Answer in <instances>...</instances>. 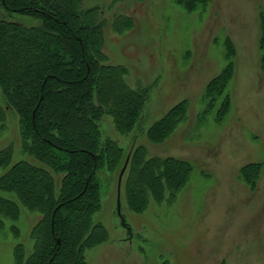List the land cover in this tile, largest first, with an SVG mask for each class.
<instances>
[{
	"label": "rangeland",
	"instance_id": "1",
	"mask_svg": "<svg viewBox=\"0 0 264 264\" xmlns=\"http://www.w3.org/2000/svg\"><path fill=\"white\" fill-rule=\"evenodd\" d=\"M94 6L104 10L106 21L116 14L132 18L133 27L122 34L106 28L103 51L109 64L127 69V84L147 89L148 96L128 134H119L110 116L99 122L101 140L115 141L123 161L97 174L100 209L92 221L104 227L106 240L85 251L86 264H264V71L258 44L264 0H207L190 13L175 0H82L84 9ZM12 18L25 27L39 24L28 16ZM230 63L232 76L208 108L206 87ZM226 95L228 110L217 116ZM181 102L187 104L185 119L163 142H148L149 127ZM0 106L6 112L0 151L11 145L13 163L29 161L21 151L18 116L7 109L1 90ZM138 145L149 157L187 161L192 171L172 199L166 191L162 201L149 198L145 210L134 213L126 204L125 177L120 185L118 179L124 158ZM247 165L260 166L253 188L241 176ZM0 197L15 200L11 193ZM38 220V213L23 207L16 220L0 215V264H15L18 245L30 254Z\"/></svg>",
	"mask_w": 264,
	"mask_h": 264
},
{
	"label": "trees",
	"instance_id": "2",
	"mask_svg": "<svg viewBox=\"0 0 264 264\" xmlns=\"http://www.w3.org/2000/svg\"><path fill=\"white\" fill-rule=\"evenodd\" d=\"M206 2L175 0L189 13ZM15 14L39 24L25 27L13 20ZM103 14L98 6L84 9L82 0H0V90L7 109L18 116L21 151L30 157L13 163L11 145L0 151V192L15 196L0 197V215L16 220L20 207L39 214L30 233L32 251L26 255L22 245L16 246L15 264H86L85 251L106 240L104 227L92 221L100 209L97 174L116 170L123 150L109 138L101 140L99 122L110 116L115 130L128 134L141 118L148 91L131 88L127 69L109 64L103 51L106 28L122 34L133 27L132 18L116 14L106 21ZM260 21L264 71L262 16ZM231 73L230 63L208 83V108L223 94ZM228 107L226 95L217 116ZM186 109L181 102L155 121L146 132L147 141L166 140L185 119ZM5 118L0 106V124ZM124 160L125 199L134 213L143 212L149 198L162 201L166 191L172 199L192 171L178 158L149 157L143 145ZM259 168L241 169L251 188Z\"/></svg>",
	"mask_w": 264,
	"mask_h": 264
},
{
	"label": "water",
	"instance_id": "3",
	"mask_svg": "<svg viewBox=\"0 0 264 264\" xmlns=\"http://www.w3.org/2000/svg\"><path fill=\"white\" fill-rule=\"evenodd\" d=\"M126 165H127V161L125 162L123 168H122L121 171H120L119 179H118V185H120V183H121V178H122L123 173H124V171H125ZM118 211H119V207H118ZM58 243H59V241H58Z\"/></svg>",
	"mask_w": 264,
	"mask_h": 264
}]
</instances>
